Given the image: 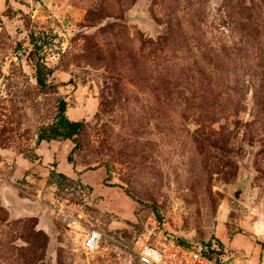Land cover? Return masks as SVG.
<instances>
[{
    "label": "rangeland",
    "instance_id": "1",
    "mask_svg": "<svg viewBox=\"0 0 264 264\" xmlns=\"http://www.w3.org/2000/svg\"><path fill=\"white\" fill-rule=\"evenodd\" d=\"M161 237L264 259V0H0V264Z\"/></svg>",
    "mask_w": 264,
    "mask_h": 264
},
{
    "label": "built area",
    "instance_id": "2",
    "mask_svg": "<svg viewBox=\"0 0 264 264\" xmlns=\"http://www.w3.org/2000/svg\"><path fill=\"white\" fill-rule=\"evenodd\" d=\"M151 238V237H149ZM106 235L97 229L88 232L83 244L86 252H96L104 243ZM217 244H187L172 237H161L158 241L142 245L135 251V260L139 264H255L249 257L224 255L219 258L210 256V252H220Z\"/></svg>",
    "mask_w": 264,
    "mask_h": 264
},
{
    "label": "trees",
    "instance_id": "3",
    "mask_svg": "<svg viewBox=\"0 0 264 264\" xmlns=\"http://www.w3.org/2000/svg\"><path fill=\"white\" fill-rule=\"evenodd\" d=\"M37 80L39 86L43 89L46 87V82L40 72H37ZM67 103L63 100L59 105V116L56 123L49 127H44L38 134V144L42 142H51L57 140H75V136L79 134L83 127V122L72 121L66 115ZM71 160V159H70Z\"/></svg>",
    "mask_w": 264,
    "mask_h": 264
},
{
    "label": "crops",
    "instance_id": "4",
    "mask_svg": "<svg viewBox=\"0 0 264 264\" xmlns=\"http://www.w3.org/2000/svg\"><path fill=\"white\" fill-rule=\"evenodd\" d=\"M258 263H259V264H264V259H263V261H262V262L260 261V262H258Z\"/></svg>",
    "mask_w": 264,
    "mask_h": 264
}]
</instances>
